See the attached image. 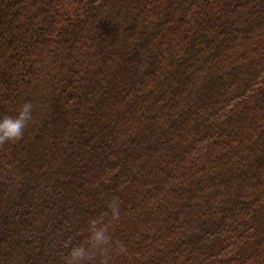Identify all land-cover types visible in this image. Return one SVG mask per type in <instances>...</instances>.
I'll return each mask as SVG.
<instances>
[{"label":"trees","instance_id":"16d2710c","mask_svg":"<svg viewBox=\"0 0 264 264\" xmlns=\"http://www.w3.org/2000/svg\"><path fill=\"white\" fill-rule=\"evenodd\" d=\"M0 264H264V0H0ZM116 200L119 218L107 205Z\"/></svg>","mask_w":264,"mask_h":264},{"label":"clouds","instance_id":"9594fccd","mask_svg":"<svg viewBox=\"0 0 264 264\" xmlns=\"http://www.w3.org/2000/svg\"><path fill=\"white\" fill-rule=\"evenodd\" d=\"M33 118V105L24 102L15 114L0 115V144L15 143L23 138L25 128ZM114 219L119 218V205L114 199L107 205ZM89 231L83 243H66L68 252L64 257V264H86L96 253L105 251L111 240L108 228L100 218L88 221ZM106 264V261H105Z\"/></svg>","mask_w":264,"mask_h":264}]
</instances>
